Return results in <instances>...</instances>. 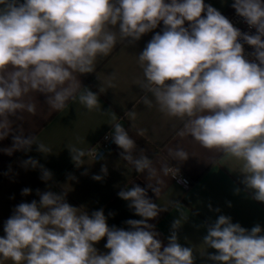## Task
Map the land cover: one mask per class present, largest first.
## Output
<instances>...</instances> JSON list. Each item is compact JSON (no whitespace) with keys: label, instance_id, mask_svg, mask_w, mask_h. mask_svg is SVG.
I'll list each match as a JSON object with an SVG mask.
<instances>
[{"label":"clouds","instance_id":"clouds-1","mask_svg":"<svg viewBox=\"0 0 264 264\" xmlns=\"http://www.w3.org/2000/svg\"><path fill=\"white\" fill-rule=\"evenodd\" d=\"M0 140L12 131L11 117L35 105L24 97L32 91L47 96V103L62 110L69 99L76 100L74 73L94 71L98 56L108 55L118 40L133 44L162 21V34L156 33L138 55L146 93L143 102L154 97L160 111L184 120L180 136L189 135L205 149L220 150L242 162L243 184L253 190L252 198L264 202V0H234L232 7L244 18L255 35L241 33L204 0H0ZM206 12V16L202 13ZM185 21L189 26L184 27ZM239 39L253 46L255 59L244 56ZM79 102L88 110L99 107L97 94L84 88ZM135 115V113H131ZM113 121L116 115L112 116ZM113 142L123 151L122 160L137 173L155 175L152 160L134 157L136 142L121 123L112 124ZM108 137L106 136V139ZM51 149L35 136L21 132L13 137L11 149ZM73 162L85 164L92 156L76 147L68 148ZM97 158V152L94 154ZM186 160L182 148L172 153ZM35 168L28 159L24 166ZM42 169L48 181L51 172ZM165 174L169 169L163 168ZM101 172L106 175L107 168ZM74 179V177H71ZM101 175L93 179L102 180ZM158 195L160 189L148 185ZM29 188L22 195L30 194ZM39 203H20L4 226L0 237V258L13 264H194L193 249L178 243L173 222L169 243L161 251L159 233L147 223L162 210L139 185L121 190L118 196L141 220H128L130 230L109 228L103 210L91 217L66 202V193H40ZM218 211V210H217ZM260 225L247 230L231 217L220 215L207 228L203 244L217 250L209 259L218 264H264V235ZM107 238V254L93 246Z\"/></svg>","mask_w":264,"mask_h":264},{"label":"crops","instance_id":"crops-1","mask_svg":"<svg viewBox=\"0 0 264 264\" xmlns=\"http://www.w3.org/2000/svg\"><path fill=\"white\" fill-rule=\"evenodd\" d=\"M204 3L213 6L227 19L236 13L232 7L234 0H204ZM202 16H206V12ZM188 26L189 22L185 21L184 27ZM164 27L161 21L133 44L118 40L108 55L97 57L93 72L74 73V81L67 82L65 87L69 84L76 87L77 99H69L62 110L53 109L43 93L32 91L24 97L26 103L35 105V113L24 111L18 114L19 118L11 117L12 131L0 140V237L6 236L5 222L14 214L17 205L33 200L39 203L37 190L40 193H66V202L90 217L94 211L102 209L109 228L130 230L126 221L143 218L136 215L129 207L130 201L121 199L118 193L136 185L144 188L147 197L162 209L156 218L147 221L159 233L156 238L161 242V251L169 243L173 222L181 219L182 214L187 217L181 219L176 234L181 246L193 249L194 264H218L209 259L210 255L217 254V250L207 247L203 240L208 226L220 215L231 217L232 223H239L249 231L258 224L264 235V202L253 199V190L243 184L242 162L225 156L220 150L203 148L189 135L180 136L184 120L160 111L150 94L151 105L143 102L146 93L140 84L144 74L138 55L156 33L162 34ZM84 88L97 94L98 108L88 110L79 102V94ZM115 122L121 123L131 138L134 135L128 127L145 142L144 147L136 146L133 155L149 157L155 175L137 173L133 165L122 160L120 153L123 150L117 145L100 159L86 155L83 158L85 164L77 166L73 162L69 147L93 153L103 135L114 132L112 124ZM21 132L25 137L35 136L51 152L42 153L37 150L38 145L33 144L29 151L13 150L8 154L5 149L12 148L13 137ZM178 147L189 154L186 160L174 159L172 153ZM30 158L38 162L37 167L24 166ZM40 166L51 172L48 181L41 178ZM102 166L107 168L106 175L101 172ZM165 166L168 169L176 167L189 179L191 186L185 188L170 171L165 174ZM94 175L103 178L97 181L93 179ZM149 184L159 187L158 195L148 187ZM24 188H29L30 194L22 195ZM106 243L105 237L93 246L99 254H107L110 250L105 247ZM0 264L13 262L0 258Z\"/></svg>","mask_w":264,"mask_h":264},{"label":"built area","instance_id":"built-area-1","mask_svg":"<svg viewBox=\"0 0 264 264\" xmlns=\"http://www.w3.org/2000/svg\"><path fill=\"white\" fill-rule=\"evenodd\" d=\"M235 28L239 29L241 33H248L250 35H255L256 34V29L254 27H250L246 21L244 20L243 17L237 15V13L233 14L230 19H228ZM238 42H240L244 48V56L247 60L250 62H256L258 61L255 59L254 53L255 49L253 46L248 45L243 41V39H239ZM112 132L109 131L103 135V137L100 139V141L96 145V149L93 151V157L95 158V153L97 152V158L100 159L105 153L112 149L114 146V142L112 140ZM106 136L108 137L106 139ZM169 171L173 174L174 179L183 185L185 188H189L191 186V182L189 179H187L176 167L171 166L169 168Z\"/></svg>","mask_w":264,"mask_h":264},{"label":"trees","instance_id":"trees-1","mask_svg":"<svg viewBox=\"0 0 264 264\" xmlns=\"http://www.w3.org/2000/svg\"><path fill=\"white\" fill-rule=\"evenodd\" d=\"M128 130H130L133 133V135H134L133 138L134 139L133 138L132 139L136 142V146H138L140 148L141 145L143 147H144V145H146L145 142L141 139V137H139L138 134L135 133V131L133 129L128 127ZM135 136H137L136 139H135ZM114 147L117 148L116 144L114 145Z\"/></svg>","mask_w":264,"mask_h":264}]
</instances>
